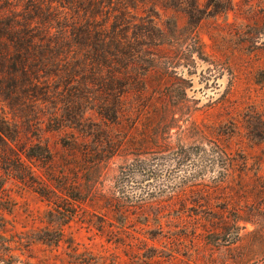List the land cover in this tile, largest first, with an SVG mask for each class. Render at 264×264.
<instances>
[{
	"label": "rangeland",
	"instance_id": "1",
	"mask_svg": "<svg viewBox=\"0 0 264 264\" xmlns=\"http://www.w3.org/2000/svg\"><path fill=\"white\" fill-rule=\"evenodd\" d=\"M12 1L42 21L67 12L61 0ZM195 2L196 20L185 0L112 5L108 20L106 8L94 10L108 27L117 20L124 38L99 78L121 97L46 55L35 72L58 78L39 79L27 99L24 74L5 78L3 61L0 113L19 137L13 152L0 143V245L12 240L19 261L264 264V0ZM78 5L69 17L85 15L87 2ZM103 104L118 108L117 119L98 113ZM35 144L51 159L38 147L27 157ZM14 154L26 170L8 163ZM54 202L61 217L72 211L57 247L34 240L52 237L43 228Z\"/></svg>",
	"mask_w": 264,
	"mask_h": 264
},
{
	"label": "trees",
	"instance_id": "2",
	"mask_svg": "<svg viewBox=\"0 0 264 264\" xmlns=\"http://www.w3.org/2000/svg\"><path fill=\"white\" fill-rule=\"evenodd\" d=\"M80 1L81 0H61L59 8L65 9L67 12L60 11L58 14L62 16L55 17L57 20L50 16L42 21L39 14L33 12L30 8L24 7L19 10L18 6L14 4L12 0H0V67L4 66L3 61H5V78L8 77L12 71H20L24 74L26 80L23 87L26 89L24 93L27 99L28 97H35L33 95L35 90L40 83L43 82L39 79L43 78L48 84V81L58 78L56 74H49L45 79L44 76L35 72V70L41 71L38 70L39 66L37 65H41V67L44 68L46 64L50 63V61L44 58L46 55H57L59 58H62H58V65L62 64L66 69L74 64L75 69L79 68L81 73L86 72V75L89 74L90 77H86V79L91 80L93 85L98 86L104 96H119V92L115 93L114 89L111 90L104 84L103 88L102 84L99 82V78L101 77L103 69L108 67V61L111 60V64L114 65L117 63L118 57L123 54L122 48H124L125 45L124 38L121 37V33L117 32L118 26L115 15H111V17L116 21H113L108 27L106 26L108 23L105 21L106 18L103 21L99 20L100 17L97 11L102 7L106 8V11H108L107 9L114 11L115 9L113 10V8H111L112 5L114 7H118L119 5L124 11L130 8L134 9L135 7L132 6L134 0H83L88 4L86 6L85 15L82 18H75L74 12L76 8L79 10L78 8L80 6L78 4H80ZM185 1L189 2V4L187 3L188 6L191 5L194 7V9L192 8L191 11L188 10V12H186L187 14H185L189 19L196 20L197 16L195 13H200L197 7L195 9L196 2L191 4L190 1L193 2V0ZM48 2V7H51L52 0ZM216 5L217 4H215V6ZM94 10L97 11L95 12ZM69 12L74 15L69 17ZM86 15H88V17H86ZM105 15H107L108 20L110 17L109 11L107 13L105 12ZM69 18L71 22H66ZM153 28L155 29L156 27ZM158 29L159 28H156V30ZM53 30L54 32H52ZM39 54H43L42 61L37 58ZM77 61L78 63H76ZM75 69L74 71L72 70L74 73ZM81 73L78 75L80 76ZM78 75L71 73L67 78L73 81L76 80ZM95 76L98 78H95ZM97 81L98 83H96ZM5 87V99L10 100L15 96V92L11 91L13 86H8L9 90H7V83L5 82ZM2 93L3 92L0 90V97ZM121 95L119 97H121ZM117 100L119 99H116V101ZM113 107L109 108L103 104L99 106L100 112L98 113L105 119H108V117L117 119L119 110ZM18 137L19 132L17 131L16 125L9 122L0 113V143L4 146L6 145V147L13 152L11 144H16ZM35 147L42 150L43 156H40V159H51V153L48 147H43L39 144L31 146L26 152L27 157H38L34 154ZM1 161L5 165L8 159L2 156ZM8 163H12V166L16 165V167L26 170V167L22 164L17 154H14V157L9 160ZM2 169L4 170V168ZM48 193L56 195L54 191ZM44 197L49 196L47 195ZM77 200L78 198L76 197L73 199L75 202ZM52 204L54 205L53 210L55 212H48V215L51 217L48 220L49 227L43 228V232L45 234L50 232L52 237L47 240L45 236H40L34 238V240L48 246L57 247L63 237V227L69 223L70 217H72V211H69V216L63 218L61 217V210L63 208L60 209V206L56 205L55 202ZM68 205H70V208L72 207L71 204ZM75 208L76 206H73V209ZM53 216H57V220H53ZM2 222L7 223L4 216L0 214V224ZM52 227L54 228L52 229ZM0 239H3V236H0ZM4 242L5 244L2 243V245H0V264H33L19 261L18 257L13 254L14 248L12 247V240L5 237ZM25 246H28V244ZM3 250L5 252H3Z\"/></svg>",
	"mask_w": 264,
	"mask_h": 264
}]
</instances>
